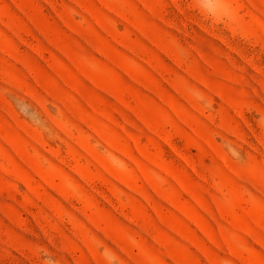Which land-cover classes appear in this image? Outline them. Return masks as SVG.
Wrapping results in <instances>:
<instances>
[{"label":"rangeland","instance_id":"obj_1","mask_svg":"<svg viewBox=\"0 0 264 264\" xmlns=\"http://www.w3.org/2000/svg\"><path fill=\"white\" fill-rule=\"evenodd\" d=\"M0 0V264H264V0Z\"/></svg>","mask_w":264,"mask_h":264},{"label":"clouds","instance_id":"obj_2","mask_svg":"<svg viewBox=\"0 0 264 264\" xmlns=\"http://www.w3.org/2000/svg\"><path fill=\"white\" fill-rule=\"evenodd\" d=\"M198 6L213 19L230 20L233 15L232 8L219 0H198Z\"/></svg>","mask_w":264,"mask_h":264}]
</instances>
